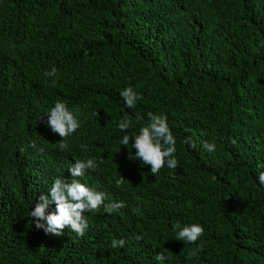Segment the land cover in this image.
Here are the masks:
<instances>
[{
	"label": "trees",
	"instance_id": "trees-1",
	"mask_svg": "<svg viewBox=\"0 0 264 264\" xmlns=\"http://www.w3.org/2000/svg\"><path fill=\"white\" fill-rule=\"evenodd\" d=\"M129 86L142 97L135 108L119 95ZM57 101L82 121L66 151L46 124ZM150 112L177 140L178 167L155 176L134 140L120 143ZM89 158L96 171L77 179L125 207L85 212L84 237L36 229L40 195ZM260 172L264 0H0V264H160L158 253L163 264H264ZM177 224L204 233L179 241Z\"/></svg>",
	"mask_w": 264,
	"mask_h": 264
},
{
	"label": "clouds",
	"instance_id": "clouds-1",
	"mask_svg": "<svg viewBox=\"0 0 264 264\" xmlns=\"http://www.w3.org/2000/svg\"><path fill=\"white\" fill-rule=\"evenodd\" d=\"M46 75L55 77L56 69L53 68ZM119 95L127 108H135L137 102L142 99L130 86L124 88ZM46 116L47 126L53 133L58 134L62 138L61 142H59V149L66 151L68 149L67 137L75 133L82 124V121L78 119L79 110L71 111L66 103L57 101L54 107L46 113ZM135 119L140 121L144 118L137 115ZM131 126L132 120L128 117L118 123L119 130L124 133ZM132 140H134V143H131V149H135L133 157L141 164L150 166L153 176L158 174L165 165L169 169L178 167V161L174 155L177 151V140L167 123L166 116L148 113L147 123L139 128L138 134L133 136L124 134L120 143L127 147ZM183 143L193 148L195 147L190 138L186 137ZM203 147L210 153L216 150L214 143L205 142ZM97 167L98 165L94 159H75V163L68 169L72 177L71 181L56 178L48 193L40 195L39 202L36 203L34 210L30 211L35 228L43 230L45 234L55 236H62L65 228H70L78 237H84L88 229L85 212L99 211L103 207L105 213L112 214L125 207L123 202L109 201L106 203L108 198L105 193L90 188L77 179L78 177H83L88 171H96ZM258 182L264 186V172L258 174ZM52 204L55 205V210L48 212L47 210ZM176 227L180 229L177 239L189 244H196L204 233V228L199 224L182 227L177 224ZM133 239L140 241L143 236L137 234L134 235ZM125 244L126 241L124 239H112L110 247L123 249ZM200 251H203L202 244L197 245L196 248L189 252L188 258L195 257ZM167 258L164 253H158L155 257L160 264H163V261Z\"/></svg>",
	"mask_w": 264,
	"mask_h": 264
}]
</instances>
